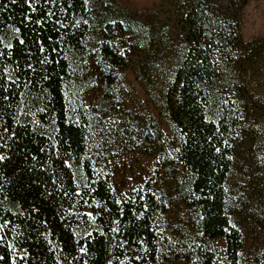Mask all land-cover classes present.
Returning <instances> with one entry per match:
<instances>
[{
	"label": "trees",
	"instance_id": "trees-1",
	"mask_svg": "<svg viewBox=\"0 0 264 264\" xmlns=\"http://www.w3.org/2000/svg\"><path fill=\"white\" fill-rule=\"evenodd\" d=\"M247 2L0 0V264H264ZM126 70L155 114L125 113ZM119 145L152 161L135 186Z\"/></svg>",
	"mask_w": 264,
	"mask_h": 264
},
{
	"label": "rangeland",
	"instance_id": "rangeland-1",
	"mask_svg": "<svg viewBox=\"0 0 264 264\" xmlns=\"http://www.w3.org/2000/svg\"><path fill=\"white\" fill-rule=\"evenodd\" d=\"M123 6L132 9L150 7L158 0H118ZM240 35L243 40H250L264 35V0H248L240 14ZM245 80L249 92L259 100H264V58L255 65L252 71L247 72ZM121 91L124 100V110L128 117L145 114L147 111L155 114L153 99H157L155 83L147 85V90L142 88L138 79L131 70H126L121 79ZM91 98V96H90ZM117 118L107 115L101 123H112ZM116 147V146H114ZM102 150L101 146L98 148ZM118 156L114 161L115 183L123 186H135L142 182L149 173L151 159L139 152L128 150L126 145L115 148ZM234 180V175L230 181ZM218 250L221 243L218 242Z\"/></svg>",
	"mask_w": 264,
	"mask_h": 264
}]
</instances>
